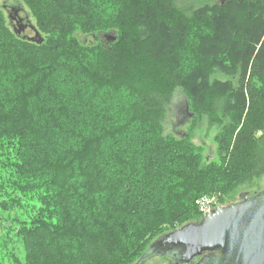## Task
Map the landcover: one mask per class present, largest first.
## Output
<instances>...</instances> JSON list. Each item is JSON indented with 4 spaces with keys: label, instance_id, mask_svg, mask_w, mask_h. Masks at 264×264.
Returning <instances> with one entry per match:
<instances>
[{
    "label": "trees",
    "instance_id": "trees-1",
    "mask_svg": "<svg viewBox=\"0 0 264 264\" xmlns=\"http://www.w3.org/2000/svg\"><path fill=\"white\" fill-rule=\"evenodd\" d=\"M23 2L36 40L0 6V264H134L201 221L197 199L264 175V0ZM204 121L217 160L193 140Z\"/></svg>",
    "mask_w": 264,
    "mask_h": 264
},
{
    "label": "water",
    "instance_id": "water-1",
    "mask_svg": "<svg viewBox=\"0 0 264 264\" xmlns=\"http://www.w3.org/2000/svg\"><path fill=\"white\" fill-rule=\"evenodd\" d=\"M37 36L35 31L29 39ZM183 112L187 119L193 115L188 104ZM150 248L154 255L170 256L180 248V264H264V189L242 193L239 201L217 206L200 222L173 230Z\"/></svg>",
    "mask_w": 264,
    "mask_h": 264
},
{
    "label": "rangeland",
    "instance_id": "rangeland-1",
    "mask_svg": "<svg viewBox=\"0 0 264 264\" xmlns=\"http://www.w3.org/2000/svg\"><path fill=\"white\" fill-rule=\"evenodd\" d=\"M177 1L180 5L187 7L191 2H194L195 4L206 3V2L207 3H217V2H221L222 0H177ZM5 5L11 8L17 9V12L23 18L22 23L24 24L23 25L24 27L20 35L26 36V37L27 36L34 37L35 36L34 26H36L35 19L32 17L28 7L25 5L23 0H0V6L3 7L4 9L5 15L7 17V21L9 25L11 26V28H14L12 22L9 19L8 11L5 9ZM25 28L27 29L24 30ZM77 35H78L79 40L86 44L96 43L98 41V39H96L94 35H84L81 32L77 33ZM220 77L223 79H226V77L223 75H220ZM186 105H187L186 95L181 90H177V93L171 105V109L168 112L167 118L165 120L164 125H165L166 133L180 136L190 130V127L193 121L184 117L183 111ZM217 131L218 130L216 127L208 129L207 124L204 121L202 122V124L198 125L196 135L193 136L194 133L192 134L193 140L196 142V144L202 145L205 148L204 159L210 158L213 160H217L218 158L216 142L214 140V137ZM263 189H264V175L259 176L258 178H255L252 182L239 187L235 192V196L233 200L234 202L239 201L240 195L242 193H248L249 195H252L255 192L263 190ZM158 237H160V235L157 236L156 238ZM168 256L170 257L169 254ZM171 260H173V258H171ZM171 262L167 258H162L161 255H158V254L154 255V249L150 248L149 246V248L144 253L142 259L137 261L134 264H171Z\"/></svg>",
    "mask_w": 264,
    "mask_h": 264
},
{
    "label": "built area",
    "instance_id": "built-area-1",
    "mask_svg": "<svg viewBox=\"0 0 264 264\" xmlns=\"http://www.w3.org/2000/svg\"><path fill=\"white\" fill-rule=\"evenodd\" d=\"M220 194H211V195H205L200 197L196 200V204L202 214V216H205L208 213H211V211L216 208L219 205H222L220 202Z\"/></svg>",
    "mask_w": 264,
    "mask_h": 264
},
{
    "label": "flooded vegetation",
    "instance_id": "flooded-vegetation-1",
    "mask_svg": "<svg viewBox=\"0 0 264 264\" xmlns=\"http://www.w3.org/2000/svg\"><path fill=\"white\" fill-rule=\"evenodd\" d=\"M6 10L8 11V16L10 18V21L12 22L14 29L18 30L19 33L22 32L23 29V18L19 15V13L17 12V9L15 8H11L7 5H5ZM26 26V25H25ZM27 28H25L24 30H26Z\"/></svg>",
    "mask_w": 264,
    "mask_h": 264
},
{
    "label": "bare ground",
    "instance_id": "bare-ground-1",
    "mask_svg": "<svg viewBox=\"0 0 264 264\" xmlns=\"http://www.w3.org/2000/svg\"><path fill=\"white\" fill-rule=\"evenodd\" d=\"M219 74V73H218Z\"/></svg>",
    "mask_w": 264,
    "mask_h": 264
}]
</instances>
